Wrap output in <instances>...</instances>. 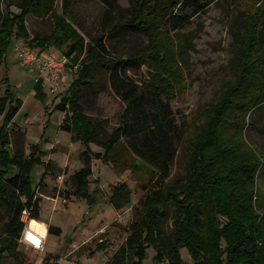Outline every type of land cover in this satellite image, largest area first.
Instances as JSON below:
<instances>
[{
	"label": "trees",
	"instance_id": "trees-1",
	"mask_svg": "<svg viewBox=\"0 0 264 264\" xmlns=\"http://www.w3.org/2000/svg\"><path fill=\"white\" fill-rule=\"evenodd\" d=\"M62 1V13L55 0H22L19 13L0 11V64L14 41L22 40L42 52L52 47L62 50L69 59L67 65L77 68V77L56 108L65 114L61 130L85 146L81 154L84 167L74 174L72 195L90 204L97 201L90 193L92 162L124 164L121 158L115 159L122 142L151 169L135 208L137 217L127 225L125 244L109 264H144L150 249L156 252L158 264H186L184 249L192 264H264V214L259 205L264 156L242 140L249 126L247 118L264 105V0H234L243 10L235 33L233 78L206 107L203 127L188 135L185 178L172 186L165 181L176 156L179 127L171 102L186 85L173 35L189 28L196 16L222 0H130L125 14H118V0H98L106 9L104 31L90 41L66 9L85 0ZM29 16L49 18L53 25L50 35L32 37ZM133 35L145 39L143 49L112 54L113 46L124 44ZM141 65L150 74L143 86L128 76L130 69ZM98 72L110 75L112 88L126 103L119 124L109 135L106 122L92 119L81 105L84 89L96 86L94 74ZM21 106L9 88L3 93L0 86V208L8 217L0 235V264L7 256L15 264H34L19 249L26 227L22 213L28 210L30 219H39L42 198L32 186V170L35 165L47 166L43 182L52 168L51 161L41 159L45 154L39 145H32L29 155L20 147L12 148L10 125ZM181 136H186L184 130ZM92 144L102 151L93 152ZM107 200L116 210L131 207L132 189L119 182ZM170 212L174 215L172 234L163 228ZM49 234L61 236L62 230L50 226ZM57 260L48 255L42 264H58Z\"/></svg>",
	"mask_w": 264,
	"mask_h": 264
},
{
	"label": "rangeland",
	"instance_id": "rangeland-1",
	"mask_svg": "<svg viewBox=\"0 0 264 264\" xmlns=\"http://www.w3.org/2000/svg\"><path fill=\"white\" fill-rule=\"evenodd\" d=\"M21 1L10 0L11 5H8L6 0H0V11L19 13ZM118 4V14H125L126 9L131 7L130 0H118ZM55 6L61 13L65 9L62 0H55ZM66 9L69 10L75 26L88 41L103 33L106 9L98 0L72 3ZM242 10L234 0H222L196 16L189 28L173 35L186 85L171 102L173 117L179 129L175 143L176 156L165 181L167 186L184 180L185 165L189 160L188 135L198 133L203 127L206 121V107L221 95L225 84L233 78L234 70L231 64L235 33L240 24ZM27 27L33 37L36 34L50 35L53 25L49 18L29 16ZM145 44L143 37L133 35L124 44L113 46L110 51L113 55L135 53L143 49ZM49 52L64 56L62 50L54 47L49 49ZM128 76L140 86L150 80L146 65L130 69ZM38 77L39 73L19 65L12 44L6 60L0 64L2 92L9 88L15 99L22 102L20 111L10 125L12 148L20 147L29 155L31 146L39 145L45 154L41 159L44 162L51 160L52 168L43 182L47 166H34L31 174L32 186L37 188V195L42 198L38 221L62 230L61 236H48L43 252L25 244H20L19 249L24 251L34 264H42L48 255L56 256L58 264H109L125 244L127 225L137 217L135 208L144 194L142 186L149 183L151 169L131 155L122 142L120 153L115 159L121 158L125 161L124 164L98 160L92 162L90 193L97 201L90 204L87 199L72 195L75 192L74 174L84 167L79 154L83 153L85 146L80 142H73L71 134L61 130L65 114L56 108L64 98L65 91L77 77V68L66 66L64 88L57 96H51L46 81L37 82ZM94 78L97 84L92 89H84L81 105L92 119L106 122L104 129L109 135L119 124V117L125 110L126 103L112 88L108 73H95ZM2 122L3 116L0 115V123ZM247 122L249 126L245 129L242 140L255 148L259 155L264 156V105L253 112ZM183 130L186 134L184 138L181 136ZM91 147L93 152L102 151L95 144ZM59 177L64 178L63 183L58 181ZM119 182L128 183L132 189V204L131 207L116 210L107 199L113 186ZM95 190L98 192L94 196ZM259 192L260 212L264 214V170L260 178ZM65 200L67 203H64ZM7 222V215L0 208V235ZM173 222L174 215L170 212L168 218L163 220V228L168 234L173 232ZM182 254L186 264H192L186 249L182 250ZM155 255L156 252L150 249L144 264H158L154 261ZM3 264H15V260L7 256Z\"/></svg>",
	"mask_w": 264,
	"mask_h": 264
},
{
	"label": "built area",
	"instance_id": "built-area-1",
	"mask_svg": "<svg viewBox=\"0 0 264 264\" xmlns=\"http://www.w3.org/2000/svg\"><path fill=\"white\" fill-rule=\"evenodd\" d=\"M13 50L21 67L39 73V77L36 79L37 82H41L42 80L46 81L51 96L60 94L61 90L64 88V69L69 63V59L65 55L56 56L48 51L42 52L40 49L32 48L20 40L14 41ZM58 181L63 183L64 178L59 177ZM64 203H67V200H65ZM22 221L26 224V227L20 239V244H25L38 252L45 251L46 238H41L36 233H33L34 238L40 240L39 247L23 239L26 230L30 228L29 222L31 219L28 210L23 211Z\"/></svg>",
	"mask_w": 264,
	"mask_h": 264
},
{
	"label": "clouds",
	"instance_id": "clouds-1",
	"mask_svg": "<svg viewBox=\"0 0 264 264\" xmlns=\"http://www.w3.org/2000/svg\"><path fill=\"white\" fill-rule=\"evenodd\" d=\"M33 233H36L39 237H43L46 233V227L43 224H40L33 220L30 224V228L26 230L23 239L26 242H30L36 247H39L40 245V240L37 238H34Z\"/></svg>",
	"mask_w": 264,
	"mask_h": 264
},
{
	"label": "bare ground",
	"instance_id": "bare-ground-1",
	"mask_svg": "<svg viewBox=\"0 0 264 264\" xmlns=\"http://www.w3.org/2000/svg\"><path fill=\"white\" fill-rule=\"evenodd\" d=\"M34 219H32L30 222H29V226H30V224H31V222L33 221ZM36 222H38V223H40V224H43L45 227H46V225L43 223V222H41V221H38V220H35ZM44 238H48V234H47V227H46V233H45V235L43 236Z\"/></svg>",
	"mask_w": 264,
	"mask_h": 264
},
{
	"label": "crops",
	"instance_id": "crops-1",
	"mask_svg": "<svg viewBox=\"0 0 264 264\" xmlns=\"http://www.w3.org/2000/svg\"><path fill=\"white\" fill-rule=\"evenodd\" d=\"M49 52V51H48ZM57 56V55H56ZM62 124V123H61ZM70 134V133H69ZM72 136V135H71ZM91 149H92V147H91ZM82 152H84V150L82 151ZM98 152V151H97ZM100 152V151H99ZM79 156H81V153L79 154ZM49 161H51V160H49ZM68 166V165H67ZM66 166V167H67ZM66 167H64V168H66ZM32 220V219H31ZM44 223V222H43ZM46 227H47V234H48V236L50 235L49 234V226L48 225H46ZM47 239V238H46Z\"/></svg>",
	"mask_w": 264,
	"mask_h": 264
}]
</instances>
